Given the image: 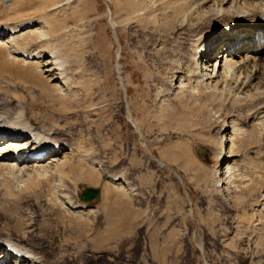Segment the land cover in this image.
I'll return each instance as SVG.
<instances>
[{"label":"rangeland","instance_id":"rangeland-1","mask_svg":"<svg viewBox=\"0 0 264 264\" xmlns=\"http://www.w3.org/2000/svg\"><path fill=\"white\" fill-rule=\"evenodd\" d=\"M168 3L0 0V27H28L17 45L46 60L56 52L65 75L50 82L35 61L4 65L0 53V98H22L31 118L74 149L65 172L59 166L37 183L0 173V235L35 240L75 264H248L247 224L264 190V123L249 127L251 107L232 89L172 92L190 41L214 25L180 23ZM231 122L239 133L225 190L216 173L228 155L229 132L220 131ZM88 188L102 192L89 204L81 197Z\"/></svg>","mask_w":264,"mask_h":264},{"label":"bare ground","instance_id":"bare-ground-1","mask_svg":"<svg viewBox=\"0 0 264 264\" xmlns=\"http://www.w3.org/2000/svg\"><path fill=\"white\" fill-rule=\"evenodd\" d=\"M168 2L174 9L180 10L179 19L183 18L180 23L193 17L196 19H194L195 25H198V28L214 25L212 30L190 41V59L177 68L178 82L173 85L172 92L180 95L203 91L209 97H217L221 94L223 96L226 93L223 94L224 91L232 89L242 94L244 98H241L244 99L245 104L251 107L252 113L247 118L250 122L249 127L262 125L264 123V78L261 71L264 67V42L258 39L261 35L264 40V0H168ZM245 17L249 19L245 20ZM239 19L244 20L240 25L223 24V22ZM36 30L38 29H34ZM28 32V27L22 30H8L0 27V49H2L0 53L6 60L1 58L4 65L13 62L19 64L20 60L25 65L26 61L33 60L36 67L33 68L34 71L40 68L39 72L51 78L50 82L63 83L62 79L65 75L57 71L62 72L60 70L64 67V62L56 52H51L52 59L49 57L50 60H46V55L38 52L28 53L27 49L17 45L18 37ZM20 44L22 46V43ZM191 59L195 61L192 74L189 69ZM2 62L0 60V64ZM9 94L10 98H0V173L18 177L24 175L27 182L36 179V176H45L48 171L57 170L59 166L62 168L61 165L65 162L72 165L71 156L74 149L68 147L67 143L57 141L53 130L42 128L36 120L31 118L22 98ZM227 131L229 140H226L222 153L226 148L228 155L223 157L226 162L217 168L216 173L224 179L223 182L219 181V184L226 185L225 190L228 189V185H231L233 179L232 170L235 164L233 159L236 157L235 139L239 128L231 122L221 129L220 134ZM221 144L225 145V141L221 140ZM43 154L44 158L39 159L38 156ZM37 179L39 181V178ZM34 183H37L36 180ZM261 198L259 204L256 207L253 206L256 218L250 219L247 224V230H249L247 253L250 245L256 246L264 235V213L262 212L264 211V190ZM72 210L78 215L87 212L85 207L79 206H73ZM247 253L245 258L249 259L248 264H264L263 249L260 250L258 257L255 255L256 258L252 256L254 253H251L250 257ZM66 256L59 252L55 253L50 247L32 239L18 240L0 235V264H75L76 261Z\"/></svg>","mask_w":264,"mask_h":264},{"label":"water","instance_id":"water-1","mask_svg":"<svg viewBox=\"0 0 264 264\" xmlns=\"http://www.w3.org/2000/svg\"><path fill=\"white\" fill-rule=\"evenodd\" d=\"M101 196V190L89 188L82 193V200L86 203H91L97 200Z\"/></svg>","mask_w":264,"mask_h":264}]
</instances>
